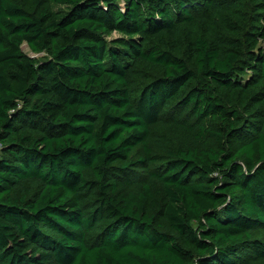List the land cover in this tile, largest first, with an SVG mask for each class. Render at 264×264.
I'll list each match as a JSON object with an SVG mask.
<instances>
[{
  "label": "trees",
  "instance_id": "trees-1",
  "mask_svg": "<svg viewBox=\"0 0 264 264\" xmlns=\"http://www.w3.org/2000/svg\"><path fill=\"white\" fill-rule=\"evenodd\" d=\"M0 264H264V0H0Z\"/></svg>",
  "mask_w": 264,
  "mask_h": 264
},
{
  "label": "rangeland",
  "instance_id": "rangeland-1",
  "mask_svg": "<svg viewBox=\"0 0 264 264\" xmlns=\"http://www.w3.org/2000/svg\"><path fill=\"white\" fill-rule=\"evenodd\" d=\"M23 49H24V51H26L27 53H29V54H31V55H34V54L30 51L29 47H28L26 44L23 45Z\"/></svg>",
  "mask_w": 264,
  "mask_h": 264
}]
</instances>
